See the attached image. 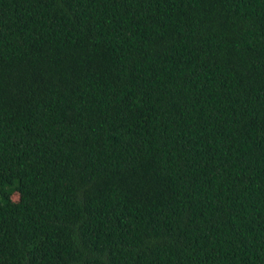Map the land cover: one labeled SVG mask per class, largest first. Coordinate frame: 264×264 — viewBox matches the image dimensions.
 I'll list each match as a JSON object with an SVG mask.
<instances>
[{"label": "trees", "instance_id": "obj_1", "mask_svg": "<svg viewBox=\"0 0 264 264\" xmlns=\"http://www.w3.org/2000/svg\"><path fill=\"white\" fill-rule=\"evenodd\" d=\"M0 264H264V0H0Z\"/></svg>", "mask_w": 264, "mask_h": 264}, {"label": "rangeland", "instance_id": "obj_2", "mask_svg": "<svg viewBox=\"0 0 264 264\" xmlns=\"http://www.w3.org/2000/svg\"><path fill=\"white\" fill-rule=\"evenodd\" d=\"M12 197H13V199H17L18 198V193L17 192H13Z\"/></svg>", "mask_w": 264, "mask_h": 264}]
</instances>
